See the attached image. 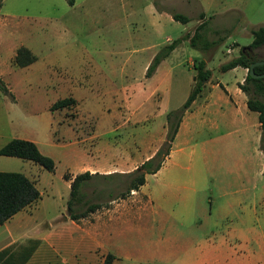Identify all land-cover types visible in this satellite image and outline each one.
Segmentation results:
<instances>
[{
    "label": "rangeland",
    "instance_id": "rangeland-1",
    "mask_svg": "<svg viewBox=\"0 0 264 264\" xmlns=\"http://www.w3.org/2000/svg\"><path fill=\"white\" fill-rule=\"evenodd\" d=\"M175 13L189 22L174 21ZM202 21L209 28L203 34L210 43L207 50L200 48L201 41L197 49L189 44ZM260 27L264 0H75L73 6L67 0H0V80L8 89L0 91V148L12 139L31 141L55 164L48 172L31 161L4 166L0 160V170L24 174L40 192V199L15 218L22 219L25 229L14 246L28 237H48L44 264H102L107 254L114 256L112 264H178L158 252L161 241L189 245L211 237V232L185 226L199 220L218 223L222 191L236 193L246 185L264 193L257 113H237L232 126L220 121L217 110L226 104L219 99L227 92L216 85L238 93L247 70L220 73L218 68L238 57L240 49L251 44L252 31ZM177 40L176 48L146 77L154 56ZM21 46L36 57L25 68L15 66L13 59ZM251 55L264 60V46ZM201 60L211 78L188 109L191 114L182 117L188 130L173 145L174 154L163 171L147 175L140 192L128 194L124 177L102 169L132 172L160 139L162 145L166 116L186 101L196 82L194 65ZM212 87L219 95L214 97L216 107L203 115L199 107ZM66 98L75 102L50 111L53 103ZM203 120L208 123L199 129ZM85 167L104 176L81 186L73 213L84 212L90 204L99 208L72 221L67 209L69 182L63 176L80 174ZM174 178H195L204 185L194 197L195 211L188 220L164 212L148 217L139 211L190 207L186 194L163 189L160 182ZM252 192L232 195V222L245 230L251 225L247 213L254 208L264 231V207ZM32 241L36 240L20 246ZM252 249V264H264V249Z\"/></svg>",
    "mask_w": 264,
    "mask_h": 264
},
{
    "label": "trees",
    "instance_id": "trees-1",
    "mask_svg": "<svg viewBox=\"0 0 264 264\" xmlns=\"http://www.w3.org/2000/svg\"><path fill=\"white\" fill-rule=\"evenodd\" d=\"M75 0H67L69 6L74 5ZM204 13L199 14V19L204 20ZM174 21H179L183 24L189 22L188 17L181 14H172ZM209 31L207 23L202 21L195 27L194 35L189 37V44L191 47L196 48L197 41H201L200 48L207 50L210 47V43L203 40V34ZM200 32V33H199ZM253 40L247 47L250 52H239L238 57L229 60L222 64L218 70L220 73L233 70L235 68H242L248 70L250 64L260 61L252 57L251 51L264 46V27H260L257 30L252 31ZM180 43V40L174 41L171 44L165 46L161 51L154 56L149 67L146 70V77L151 76L158 65L164 60ZM197 49V48H196ZM14 64L19 68H25L36 61V57L27 48L21 46L16 50L14 56ZM196 71V82L192 87L190 94L181 108L169 113L166 116V136L162 145L156 150L154 155L145 160L139 167L129 173L120 174L121 177L126 179L127 189L129 194L131 191L137 192L140 187L145 184L146 175H152L157 173L162 167L165 159L168 157L171 149L172 142L176 136L182 117L185 112L188 111L191 104L196 101L202 94L205 85L210 81L211 71L206 69L205 62L203 60L198 61L194 65ZM255 75L264 74V65L256 66L253 68ZM219 87L225 92L223 87ZM239 90L247 96L246 107L249 111L257 113V120L260 126V149L264 151V78H253L249 72L244 78L242 84L238 85ZM0 91L7 93L8 89L0 80ZM261 97L262 100L257 98ZM75 101L71 98L58 100L50 107V111L61 110L69 107ZM0 156L19 158L22 160L31 161L34 164L40 166L48 172H53L55 168L54 161L41 154L37 146L27 140L12 139L0 148ZM99 175L98 173L91 174L86 171L72 177L70 174H65L63 178L69 182L70 194L67 201V209L70 213L72 221L85 217L89 212H94L99 208V205L90 204L84 212L74 214L73 213V201L77 199L80 188L90 179ZM40 199V192L35 186V183L27 178L22 173L17 172H0V226L11 219L14 215L24 210L25 208L33 205ZM37 241H32V244L26 246L7 247L0 251V264H26L31 257ZM114 256L107 254L103 258L102 264H112Z\"/></svg>",
    "mask_w": 264,
    "mask_h": 264
},
{
    "label": "crops",
    "instance_id": "crops-1",
    "mask_svg": "<svg viewBox=\"0 0 264 264\" xmlns=\"http://www.w3.org/2000/svg\"><path fill=\"white\" fill-rule=\"evenodd\" d=\"M237 69L240 70L241 68H235L233 70H237ZM216 85L217 86L221 85L223 89L225 90V92H227V95H226L224 91L221 89L223 91V94H225V97H220L221 99L219 100L223 104H226V105H225V108H222V110H219V111L217 110V114L219 116L220 121L222 120L224 123L227 122L228 124L232 126V119L233 120L236 119L235 117L237 113L246 114L248 111L246 107V101L243 100L244 95L241 93L240 90H238V93H233L232 90L229 89V87L225 88L222 84H216ZM214 87H212L213 90L211 94H209L208 96L204 98L202 105L199 107L203 115L210 114L213 108L216 107V104L214 102L215 101L214 97L219 96V95H217V93L214 92V89H215ZM196 101H194L193 103H196ZM232 105H233L234 111H232ZM191 111L192 110H188L185 113L191 114ZM207 123L208 122H206L205 120L200 121L198 128L201 129ZM163 126H165V124ZM210 126L216 127L217 123L210 122ZM187 128L189 127H187L186 119L182 118L178 131L172 143L170 153L168 157L166 158L167 160L165 159L166 162L164 161L165 163H163L160 170L157 173L152 174V175H156L163 171L166 163L170 160V158L174 154L175 150H174L173 145L177 143L180 138L183 137V135L188 130ZM165 130L166 128L163 127V135H164ZM212 141L213 139L209 140V142H212ZM161 142H162V139H160L159 142L155 145L153 149V153L149 155L146 158V160L154 155L156 150L159 148ZM0 158H3L0 160L4 164V166L11 165V164H21L19 162L22 161V159H19V158H12V157H5V156H2V157L0 156ZM114 168L115 167H113V169L103 168L102 172H104L105 174H109L115 171H117L118 174H123L122 172H127V171H122V170H116ZM96 170L98 169L91 168V167H85V168H82L81 172L83 173V172L88 171L91 174H94ZM0 171L1 172H11L9 170H5V168L1 169ZM98 174H101L100 171L98 172ZM74 176L75 174L72 175V177ZM145 183H146V177H145ZM160 183L164 190L186 194V196L189 199L188 201L190 203V207H186L185 209H172L171 208L165 211H157L153 209H147V207H143L144 210H142L143 208H138L140 209L139 211L143 212L148 217L160 216L161 214L160 212H164L165 215H168L171 217L186 216L187 217L186 220H188V218H190V216L195 211L194 208L192 207L194 197L196 196V194L203 192L204 185L201 184L199 181H197L195 178H185V179L174 178L170 181H166V182L163 181ZM142 187H140V189ZM248 190L249 192L253 191L252 192L253 196H255V198L260 201L261 206L264 207V193H260V192L257 193L256 188L249 189V187L244 185L239 190L235 191L236 193H232V190L222 191L220 196L224 198V203H223V206L218 210V213L220 216L218 223L215 222L214 224L209 225L207 223L203 224V220H199L197 223H189V224H186L185 226L186 229L191 230V231L211 232L212 233L211 237L205 238V236H203L201 239L189 245L188 244L185 245L184 243H181L178 245H172L167 240H164L163 243L161 241V244L158 245L159 246L158 252L163 255L166 261L173 260L175 262H178V264H252V259L254 256L252 246L256 245V248L264 249V231L257 224L259 219L257 218L255 209L253 208L252 211H249L247 213V217H249V220L251 221V225L247 226L245 230H242L238 228L237 226H234L232 222V207L236 203V202H232V195L237 194V193L245 194L246 192H248ZM146 196L148 197L149 205L153 204V197L149 194ZM22 211L14 215L11 219H9L7 222H5L3 225L0 226V251L7 247L14 246L16 241L20 240V237H19L21 235L20 232L25 228L21 227L22 219L15 220V218H17L18 214H20ZM211 216H212L211 214L207 215L208 218ZM209 229H212V230L210 231ZM31 240H36V241L39 240V242L37 244L38 246H35V249L31 257L26 262V264H37L38 262L42 264L47 263L48 259L44 258L45 255L43 254V251H45L46 245L47 244L49 245V243L46 242V241H49V238L48 237L46 238V236H44L43 238L28 237L26 243H28ZM22 243H25V242L22 241L18 243L16 247L20 246V244Z\"/></svg>",
    "mask_w": 264,
    "mask_h": 264
},
{
    "label": "water",
    "instance_id": "water-1",
    "mask_svg": "<svg viewBox=\"0 0 264 264\" xmlns=\"http://www.w3.org/2000/svg\"><path fill=\"white\" fill-rule=\"evenodd\" d=\"M261 65H264V60H260V61H257V62H254V63L250 64V66H249V68H248L247 71L249 72V74H250L251 77H253V78H258V79H260V78H264V74H261V75H255V74L253 73V68L256 67V66H261ZM193 80H194V79H193Z\"/></svg>",
    "mask_w": 264,
    "mask_h": 264
},
{
    "label": "flooded vegetation",
    "instance_id": "flooded-vegetation-1",
    "mask_svg": "<svg viewBox=\"0 0 264 264\" xmlns=\"http://www.w3.org/2000/svg\"><path fill=\"white\" fill-rule=\"evenodd\" d=\"M240 51H241V52H245V51L250 52V49H248V48H242V49H240Z\"/></svg>",
    "mask_w": 264,
    "mask_h": 264
}]
</instances>
